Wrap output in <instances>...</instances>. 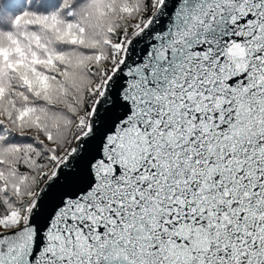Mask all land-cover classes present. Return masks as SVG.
<instances>
[{
  "label": "snow or ice",
  "instance_id": "6c2138e0",
  "mask_svg": "<svg viewBox=\"0 0 264 264\" xmlns=\"http://www.w3.org/2000/svg\"><path fill=\"white\" fill-rule=\"evenodd\" d=\"M0 264H264V0H0Z\"/></svg>",
  "mask_w": 264,
  "mask_h": 264
}]
</instances>
